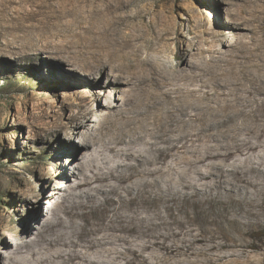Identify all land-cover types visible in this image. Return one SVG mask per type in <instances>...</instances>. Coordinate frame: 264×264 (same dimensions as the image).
<instances>
[{
  "label": "bare ground",
  "instance_id": "obj_1",
  "mask_svg": "<svg viewBox=\"0 0 264 264\" xmlns=\"http://www.w3.org/2000/svg\"><path fill=\"white\" fill-rule=\"evenodd\" d=\"M76 18L75 32L58 25L25 31L22 59L40 62L50 37L60 56L46 58L67 62L93 86L108 80L139 93L125 97L131 108L97 116L102 124L93 133L74 124L85 112L57 127L80 138L89 162L78 167L54 223L45 220L34 238L9 245L0 264H264V253L256 259L248 251L264 250V80L219 59L154 66L144 34L124 32L122 21ZM67 76V86L82 85L76 73ZM108 103L114 108L115 98ZM62 145L56 152L69 155L73 144ZM23 194L36 203L43 196ZM55 226L67 238L46 237Z\"/></svg>",
  "mask_w": 264,
  "mask_h": 264
},
{
  "label": "rangeland",
  "instance_id": "obj_2",
  "mask_svg": "<svg viewBox=\"0 0 264 264\" xmlns=\"http://www.w3.org/2000/svg\"><path fill=\"white\" fill-rule=\"evenodd\" d=\"M75 16L122 21L124 32L130 28L144 34L147 57L154 66L219 59L222 65L243 66L248 75L264 80V0H0V233L4 226L12 228L0 234V261L7 262L9 245L15 248L23 235L32 238L45 220L54 223L59 209L69 202L64 198L74 192L78 167L89 162L80 138L57 127L85 112L82 123L74 124L89 125L93 133L102 124L95 121L97 116L113 117L131 108L134 104L125 103V97L139 93L124 84L109 85L108 80L93 86L80 72L69 70L67 62L46 58L60 56L50 37V46L39 52L40 62L22 59L18 46L25 31L58 25L75 32L80 21H74ZM213 22L216 28L209 30ZM188 44L211 46V52L189 55ZM67 73H76L82 85L67 86ZM114 98L113 108L107 102ZM63 142L73 144L69 155L56 152ZM29 189L42 192L37 203L32 197L25 200L23 193ZM57 195L61 204L55 202ZM68 233L55 226L45 236L67 238ZM248 251L256 259L264 253Z\"/></svg>",
  "mask_w": 264,
  "mask_h": 264
}]
</instances>
